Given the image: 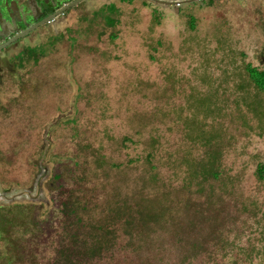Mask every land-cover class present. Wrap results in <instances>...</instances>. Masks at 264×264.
<instances>
[{
	"label": "rangeland",
	"instance_id": "374dc122",
	"mask_svg": "<svg viewBox=\"0 0 264 264\" xmlns=\"http://www.w3.org/2000/svg\"><path fill=\"white\" fill-rule=\"evenodd\" d=\"M112 1L11 44L0 264H264V0Z\"/></svg>",
	"mask_w": 264,
	"mask_h": 264
},
{
	"label": "flooded vegetation",
	"instance_id": "af4514ba",
	"mask_svg": "<svg viewBox=\"0 0 264 264\" xmlns=\"http://www.w3.org/2000/svg\"><path fill=\"white\" fill-rule=\"evenodd\" d=\"M73 0H0V27L2 24H5L8 27L7 30V38L2 40L0 35V44L7 41L10 37L20 33L21 31L25 30L27 27H30L31 25L41 21L49 14H52L56 11H58L63 5L70 3ZM116 1V0H115ZM115 1L113 0L111 4L117 8ZM119 3L122 1L125 2H133L134 0H117ZM205 0H142L141 4L145 7H150L151 13L159 14L160 16H163V11H170L172 14L179 15L183 13L187 8H189V5H194L197 2ZM211 1V0H210ZM161 2V3H159ZM108 3V2H107ZM153 4H157L161 8L155 7ZM107 5L104 3L103 6ZM187 5L181 12L180 9ZM173 7H178L177 9ZM92 11V12H91ZM95 11V10H94ZM92 9L90 10V13L94 12ZM65 13V12H64ZM62 15H65V14ZM37 15V19L34 20V16ZM57 16L53 21L50 23L55 24L56 21L61 19V16ZM55 22V23H54ZM47 24V23H45ZM45 24L41 25L44 26ZM40 27V26H39ZM38 28V27H37ZM36 28V29H37ZM35 30V29H34ZM33 30V31H34ZM31 31V32H33ZM24 36L26 38L29 36ZM17 42V41H15ZM14 43V42H13ZM14 47V46H13ZM7 49H14L18 47L12 48L11 44L7 47ZM4 48V49H5ZM28 41H26V44L21 48L19 47V51H17L16 54H10V50H7V56L4 58L0 57V81L2 80V71L7 69L9 65H11V59L14 60L15 56L19 55L20 53L25 54L27 50L29 49ZM3 50V49H2ZM1 51V50H0Z\"/></svg>",
	"mask_w": 264,
	"mask_h": 264
},
{
	"label": "trees",
	"instance_id": "16d2710c",
	"mask_svg": "<svg viewBox=\"0 0 264 264\" xmlns=\"http://www.w3.org/2000/svg\"><path fill=\"white\" fill-rule=\"evenodd\" d=\"M108 22H109V24H111L110 20ZM190 29H192V30L194 29L193 21H191V23H190ZM245 72L247 74L249 81L254 85V87L257 88L258 90L264 92V69H259L257 67H252L251 65H246L245 66ZM256 176H257L258 180L264 179V164H260L257 166ZM213 177L216 178L217 175L215 174ZM68 206L69 205L65 203L63 205V211L64 212L68 211L69 213H72L73 210L71 209V207H68ZM59 256L61 257V261H62L61 263L62 264H72L71 258L68 256V254H62V256L60 254ZM57 263H58V261H57ZM59 263H60V261H59Z\"/></svg>",
	"mask_w": 264,
	"mask_h": 264
},
{
	"label": "water",
	"instance_id": "95a60500",
	"mask_svg": "<svg viewBox=\"0 0 264 264\" xmlns=\"http://www.w3.org/2000/svg\"><path fill=\"white\" fill-rule=\"evenodd\" d=\"M83 0H73L68 4L63 5V7H61L58 11L49 14L48 16H46L44 19H42L41 21L31 25L30 27H27L25 30L21 31L20 33L10 37L7 41H5L4 43L0 44V50L4 49L5 47L9 46L10 44H12L13 42L21 39L22 37H24L25 35H27L28 33H30L31 31H33L34 29H36L37 27L45 24V23H50L51 21H53L57 16L62 15L67 9H69L71 6L76 5L77 3L82 2ZM161 3V2H159ZM34 20L37 19V15L34 16L33 18ZM1 24V22H0ZM7 30L8 27L5 24H2L0 27V35L2 40L6 39L8 34H7ZM262 64L264 66V47L262 49Z\"/></svg>",
	"mask_w": 264,
	"mask_h": 264
}]
</instances>
